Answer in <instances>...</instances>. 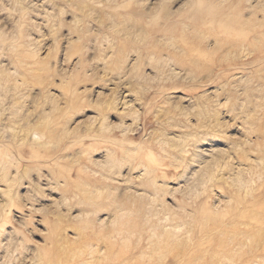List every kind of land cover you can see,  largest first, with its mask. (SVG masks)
<instances>
[{"label":"rangeland","instance_id":"374dc122","mask_svg":"<svg viewBox=\"0 0 264 264\" xmlns=\"http://www.w3.org/2000/svg\"><path fill=\"white\" fill-rule=\"evenodd\" d=\"M0 264H264V0H0Z\"/></svg>","mask_w":264,"mask_h":264},{"label":"bare ground","instance_id":"6f19581e","mask_svg":"<svg viewBox=\"0 0 264 264\" xmlns=\"http://www.w3.org/2000/svg\"><path fill=\"white\" fill-rule=\"evenodd\" d=\"M221 26H222V25H220V27H221ZM222 27H223V26H222ZM222 27H221V29H222ZM224 27H225V26H224ZM224 27H223V28H224ZM229 27H230V26H229ZM226 28H228V27H226ZM230 28H231V27H230ZM222 30H223V29H222ZM224 30H225V28H224ZM224 30H223V31H224ZM229 30H230V29H229ZM231 31H232V30H231ZM241 35H242V34H241Z\"/></svg>","mask_w":264,"mask_h":264}]
</instances>
